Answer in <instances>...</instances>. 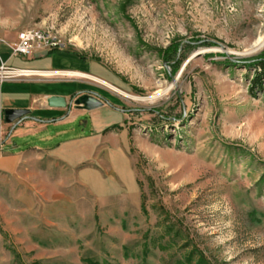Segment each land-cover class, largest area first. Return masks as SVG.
Instances as JSON below:
<instances>
[{
    "label": "rangeland",
    "instance_id": "374dc122",
    "mask_svg": "<svg viewBox=\"0 0 264 264\" xmlns=\"http://www.w3.org/2000/svg\"><path fill=\"white\" fill-rule=\"evenodd\" d=\"M28 29L123 92L171 89L9 76L72 79L105 103L82 120L110 125L76 164L0 172V264H264V78L245 62L264 0H0V38Z\"/></svg>",
    "mask_w": 264,
    "mask_h": 264
},
{
    "label": "crops",
    "instance_id": "0c3cea01",
    "mask_svg": "<svg viewBox=\"0 0 264 264\" xmlns=\"http://www.w3.org/2000/svg\"><path fill=\"white\" fill-rule=\"evenodd\" d=\"M16 39V36L7 40L0 38V69L4 66L34 70L40 72L39 75L48 76L85 77L76 73L93 76L92 62L71 51L39 49L31 57L14 55L11 46ZM84 93L72 79L48 81L24 76L0 79V172H14L27 154L36 152L70 165L76 164L80 156L91 154L93 149H89L88 144L94 130L110 123L105 120L104 124H95L88 118L82 120L87 116L79 111L92 110L78 107L73 101ZM53 96L64 97L67 106H49L48 99ZM8 109L29 113L20 121L7 123L5 112ZM79 120L90 126V133L76 138L72 134ZM80 145L82 149H79Z\"/></svg>",
    "mask_w": 264,
    "mask_h": 264
},
{
    "label": "built area",
    "instance_id": "2783aa9c",
    "mask_svg": "<svg viewBox=\"0 0 264 264\" xmlns=\"http://www.w3.org/2000/svg\"><path fill=\"white\" fill-rule=\"evenodd\" d=\"M14 55H19L23 57H31L36 50L39 49H62V44L60 41H56L47 36L44 33L34 32V29L23 30L19 32L17 36V41L11 46ZM3 72L0 79L8 78L9 76L16 75L12 71H34L25 69H16L10 67H2L0 72ZM38 72V71H37ZM25 75V74H18Z\"/></svg>",
    "mask_w": 264,
    "mask_h": 264
},
{
    "label": "water",
    "instance_id": "95a60500",
    "mask_svg": "<svg viewBox=\"0 0 264 264\" xmlns=\"http://www.w3.org/2000/svg\"><path fill=\"white\" fill-rule=\"evenodd\" d=\"M74 103L81 108L86 110H94L104 106V101L98 98L97 96L84 93L75 99ZM48 104L51 107H66L67 101L64 97L53 96L48 99ZM29 111L27 110H18V109H8L5 112V120L7 123H13L15 121H20L25 118Z\"/></svg>",
    "mask_w": 264,
    "mask_h": 264
},
{
    "label": "bare ground",
    "instance_id": "6f19581e",
    "mask_svg": "<svg viewBox=\"0 0 264 264\" xmlns=\"http://www.w3.org/2000/svg\"><path fill=\"white\" fill-rule=\"evenodd\" d=\"M34 32H37V33H44V36H47L51 39L52 36L50 34H47L45 32H43L42 30L41 31H38V30H34ZM264 48V36H260L252 45V48H251V51L252 52H257V51H260L261 49ZM12 73L14 74H25V75H32V74H37V73H40V72H37V71H12ZM77 75L79 76H85V77H89L91 79H96V80H99L100 82L104 83L105 85L109 86L110 88L112 89H115L117 92L123 94L124 96H126L127 98L131 99V100H135V101H141V102H144V101H148V102H153L157 99H160L162 97H164L171 89V87L169 88H166V89H160L158 91H156L154 93L153 96H151L150 98H142V97H138V96H134V95H131L129 93H126V92H123L122 90L114 87L113 85H111L110 83L102 80V79H99V78H96V77H93L91 75H87V74H83V73H76Z\"/></svg>",
    "mask_w": 264,
    "mask_h": 264
},
{
    "label": "trees",
    "instance_id": "16d2710c",
    "mask_svg": "<svg viewBox=\"0 0 264 264\" xmlns=\"http://www.w3.org/2000/svg\"><path fill=\"white\" fill-rule=\"evenodd\" d=\"M245 62L250 64L251 66H255L257 69L260 70L257 73L253 84L258 87H261L263 81L262 79L264 78V51L255 57L245 60Z\"/></svg>",
    "mask_w": 264,
    "mask_h": 264
}]
</instances>
